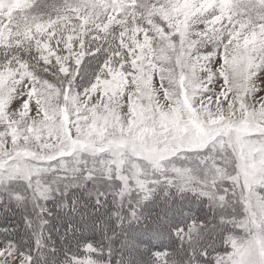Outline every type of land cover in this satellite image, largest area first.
<instances>
[{"label":"snow or ice","instance_id":"snow-or-ice-1","mask_svg":"<svg viewBox=\"0 0 264 264\" xmlns=\"http://www.w3.org/2000/svg\"><path fill=\"white\" fill-rule=\"evenodd\" d=\"M0 264H264V0H0Z\"/></svg>","mask_w":264,"mask_h":264}]
</instances>
